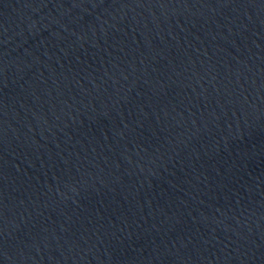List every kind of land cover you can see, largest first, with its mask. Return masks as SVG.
<instances>
[{
  "label": "water",
  "instance_id": "95a60500",
  "mask_svg": "<svg viewBox=\"0 0 264 264\" xmlns=\"http://www.w3.org/2000/svg\"><path fill=\"white\" fill-rule=\"evenodd\" d=\"M0 264H264V0H0Z\"/></svg>",
  "mask_w": 264,
  "mask_h": 264
}]
</instances>
